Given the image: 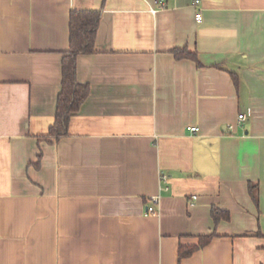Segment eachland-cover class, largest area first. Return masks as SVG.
I'll list each match as a JSON object with an SVG mask.
<instances>
[{
  "label": "crops",
  "instance_id": "crops-1",
  "mask_svg": "<svg viewBox=\"0 0 264 264\" xmlns=\"http://www.w3.org/2000/svg\"><path fill=\"white\" fill-rule=\"evenodd\" d=\"M73 10L101 16L55 141ZM0 264H264V0H0Z\"/></svg>",
  "mask_w": 264,
  "mask_h": 264
},
{
  "label": "trees",
  "instance_id": "trees-1",
  "mask_svg": "<svg viewBox=\"0 0 264 264\" xmlns=\"http://www.w3.org/2000/svg\"><path fill=\"white\" fill-rule=\"evenodd\" d=\"M100 11H71L69 16V47L61 60V86L57 97L56 111L53 125L48 130V137L55 141L67 135L68 123L75 115L89 94L88 85L76 80V58L81 54H90L94 50L95 36L99 24ZM177 59H191L197 64L196 55L186 49L172 51ZM200 65V64H199ZM249 194L257 205L256 186L249 184ZM211 218L215 224L221 220H228L229 213L213 207ZM215 237L212 232L198 236L195 245H179L178 261L190 257L195 251L206 246Z\"/></svg>",
  "mask_w": 264,
  "mask_h": 264
},
{
  "label": "built area",
  "instance_id": "built-area-1",
  "mask_svg": "<svg viewBox=\"0 0 264 264\" xmlns=\"http://www.w3.org/2000/svg\"><path fill=\"white\" fill-rule=\"evenodd\" d=\"M159 5L162 6L163 5L162 2H159ZM151 11L154 12L155 10H151ZM196 18H197V20H200V14L197 15ZM246 119H247V117H246L245 114L238 115V117H237V124L239 126H242L243 123L246 121ZM228 129H232V126H229ZM189 130L192 131V132H194L196 130V128L195 127H191ZM161 180L165 181L166 180V176H164V175L161 176ZM150 202L152 203V206H148L146 208V212H147L148 215H155L156 214V211L153 208V205L157 204L158 198L157 197H151L150 198Z\"/></svg>",
  "mask_w": 264,
  "mask_h": 264
}]
</instances>
